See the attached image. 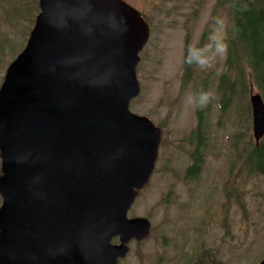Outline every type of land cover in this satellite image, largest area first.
Masks as SVG:
<instances>
[{
	"label": "water",
	"instance_id": "95a60500",
	"mask_svg": "<svg viewBox=\"0 0 264 264\" xmlns=\"http://www.w3.org/2000/svg\"><path fill=\"white\" fill-rule=\"evenodd\" d=\"M40 7L0 88V264H117L151 226L127 216L161 139L129 109L149 26L123 0ZM250 102L258 144L264 100L253 87Z\"/></svg>",
	"mask_w": 264,
	"mask_h": 264
},
{
	"label": "rangeland",
	"instance_id": "374dc122",
	"mask_svg": "<svg viewBox=\"0 0 264 264\" xmlns=\"http://www.w3.org/2000/svg\"><path fill=\"white\" fill-rule=\"evenodd\" d=\"M124 1L141 11L151 27L137 69L141 93L130 108L150 116L162 128V139L155 171L129 211V217L149 218L151 233L132 241L119 264H215L216 259L259 264L264 258V175L245 165L255 143L249 98L244 94L226 113L219 105L217 84L227 47L216 53L213 40L227 46L228 7H218V0ZM38 2L0 0L1 84L5 67L27 42ZM186 45L192 53L200 46L208 63H195L192 78L184 83ZM203 86L211 94L204 123L208 139L200 173L191 178L187 172L197 141L188 137L198 124Z\"/></svg>",
	"mask_w": 264,
	"mask_h": 264
},
{
	"label": "trees",
	"instance_id": "16d2710c",
	"mask_svg": "<svg viewBox=\"0 0 264 264\" xmlns=\"http://www.w3.org/2000/svg\"><path fill=\"white\" fill-rule=\"evenodd\" d=\"M217 6H227L231 19L227 34L225 71L218 81L220 105L226 110L239 104L244 94L248 96L250 81H253L264 98V0H218ZM196 55L195 51L192 57ZM193 62L186 63L184 83L192 78ZM207 105L208 103L204 107ZM197 114L199 125L188 137L190 142L194 139L197 141L192 153L195 162L188 170L191 177L202 166L203 146L208 139L204 125L207 114L201 107ZM245 165L264 175V137L259 144L253 143L250 146ZM213 263L224 264L218 259Z\"/></svg>",
	"mask_w": 264,
	"mask_h": 264
},
{
	"label": "clouds",
	"instance_id": "9594fccd",
	"mask_svg": "<svg viewBox=\"0 0 264 264\" xmlns=\"http://www.w3.org/2000/svg\"><path fill=\"white\" fill-rule=\"evenodd\" d=\"M217 23H220V22L218 21ZM213 42L215 46V52L223 54L227 46L222 42V39L214 37ZM192 51H193L192 49H189V53H192ZM195 51L197 53V55L194 57L195 62L198 63L201 67L206 66L208 63V58L203 57L202 51L200 49H196ZM192 62H193V57L189 55V57L186 58V63L191 64ZM210 95L211 94L209 92H201L197 98L198 106L201 108L204 107L206 103L208 102Z\"/></svg>",
	"mask_w": 264,
	"mask_h": 264
}]
</instances>
